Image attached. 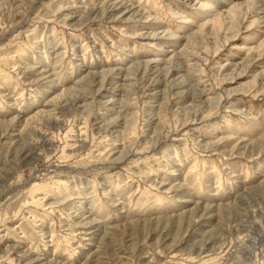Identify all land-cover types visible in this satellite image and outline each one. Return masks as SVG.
<instances>
[{"label": "rangeland", "instance_id": "rangeland-1", "mask_svg": "<svg viewBox=\"0 0 264 264\" xmlns=\"http://www.w3.org/2000/svg\"><path fill=\"white\" fill-rule=\"evenodd\" d=\"M214 1L0 0V264H264V0L211 46L210 72L186 70L182 52L201 34L212 42V14L228 3ZM166 29L176 35L132 38ZM65 89L92 108L57 106L58 126L22 137ZM254 142L262 156L248 160ZM177 184L179 198L165 192ZM211 238L212 253H198Z\"/></svg>", "mask_w": 264, "mask_h": 264}, {"label": "bare ground", "instance_id": "bare-ground-1", "mask_svg": "<svg viewBox=\"0 0 264 264\" xmlns=\"http://www.w3.org/2000/svg\"><path fill=\"white\" fill-rule=\"evenodd\" d=\"M211 3H213V2H210V4ZM224 3H226V2L224 1ZM224 3L222 5V7H219L220 10H217L216 12H213V14H212V16H213L212 17L213 18L212 19V23L211 22L209 23V24L213 25V31H210V37H214L212 39V42L208 43V39L205 38L201 34L200 39L201 40H204L203 42H206V43L205 44L204 43L199 44L200 49H196V50H188V49L185 50L184 49V51L182 52V55L185 56V59H191L194 62V65L193 66L188 65L186 70H189L191 68L198 69L195 72H198L199 71L201 74H206V71L207 72H210V71H208L209 70V67L214 64L213 61H214V58H215V57L212 58V56H211L212 55V51H218L220 49L218 47H215L212 50L211 49V46L215 45L221 37L223 38V41L224 42L225 41H228V38L231 37L232 34H237L238 32H240L239 31V27L242 25V23H244L245 21H247V19L249 18V16L251 14H254V12L258 11V9H256V7L254 6L253 2H250V0H238V1L237 0H228V3L227 4L224 5ZM210 4H208V3L207 4H203V3H201L200 8H202V10H204L206 12H209L211 9H213V8H211L213 6H211ZM213 4L214 5H218L219 2H216V0H215ZM220 4H222V3L220 2ZM111 7L112 6H109L108 9L102 13V17L105 16V14L107 13V11ZM61 10H62V8H61ZM92 10H88V11L86 10V11H84L85 15L82 16V18L79 20L80 22L77 25H81L83 22L88 21L90 16L93 17V15H96L98 13V11H99V10H96L95 9V12H93L94 10L93 11ZM252 10H254V12ZM139 11H141V10H137V11L134 10V13H132L131 15H129L124 20H131L133 15L141 14L142 12L140 13ZM260 11H261V14L264 16V10L262 9ZM175 15H177V14H175ZM209 17H210V15H209ZM112 18L115 19L114 17H112ZM183 18L186 20L185 21V24H188V25L192 24V21L190 19H188L186 17H183ZM70 19H71V17H66V19H64V21L63 20H61V21H62L63 26L65 25V27L70 28V30H71L72 29V25L68 21ZM226 21H230L231 24L230 25H226ZM255 22H257V19H254L253 23L250 24L248 27L253 26L255 24ZM215 23H217L218 25H215ZM237 27H238V30L236 29ZM73 28L75 29L76 27H73ZM162 34L163 35L168 34V36L170 35V36H173V37L176 35L172 31H170L169 29H166V30H163L162 33H159V34L156 31H152L149 34L148 33H146V34H144V33H134V35L132 36V38H134V39H136V38H145V39H149L150 41H152V40H154L155 38L159 37ZM139 62L140 61H138V62L136 61V63H138V64H136V65L133 64V68L138 69V67L140 66V63ZM202 66H204L205 69H201ZM145 67L148 68V64H146ZM109 72H107V73H109ZM102 77L104 78L105 77V74H103ZM143 77H144V75L142 76V78ZM87 79H90V78H87ZM87 79H83V81H87L88 82ZM193 81H195V80H192L191 81V84H190L191 85L190 86L191 91H193V93H198L199 92L200 95H203L205 93V91H201L198 88H196V86L193 85ZM104 82H105V79H103V83ZM103 85L104 84H101V87H103ZM130 87L132 89H134L135 88V84H133V83L130 84ZM65 90H66L65 92L62 91L63 93L55 94L54 96H52V98L50 100H47V106H48L47 109L39 110L36 114L30 115L28 117V119L25 120V122L23 124V129L21 130L22 137H23L24 134H26V135H28V134H31V135L32 134H37L38 132H36V130L39 131V129H37L39 127H37V126H41L40 122H42V121H46V122H49V123L50 122L51 123L54 122V124L57 125L58 124V123H56L57 120L53 121V115H54V112L57 109L56 108L57 106L60 107V110H63V111H66V109H68L69 107H74L76 109V111L79 112V113H81V112H83L85 110H88L89 108L90 109L92 108V104H93V102L95 100H92L93 102H91V103H86L85 102V99H86L85 96L76 95V93L73 92L71 89H68V90L65 89ZM261 93H264V90ZM253 94H254V96H256V95L259 94V92H257V90H256V91L253 92ZM201 109L202 108L200 106H198V109L195 110V118H197V114L200 112ZM69 113L72 114L71 112H69ZM69 113H68V115H69ZM91 113H92V111H91ZM75 116H78V114L76 113ZM204 119L207 120V117L205 116ZM78 120L80 122V119H78ZM81 120H83V119H81ZM130 124H131V126H134L132 124V122H128V124L126 126H128V128H129V125ZM51 126H53V125H51ZM35 127H37L36 130L34 129ZM28 128H29V130H28ZM135 129H138V128L135 127ZM58 130H60V129H58ZM126 130H127V128H126ZM127 132H128V130H127ZM41 137H42V135H41ZM47 137H49V136H47ZM126 137H123V138H126ZM50 146L52 147V145H50ZM256 146H257L256 142L251 143L250 149H252V151L250 153H249V150L246 152V153H249V155L247 157L244 156L246 159L253 160L256 157V159L258 160V158L262 156L261 152H262L263 148H259L261 150L258 152L257 155H255V150L257 149ZM209 148L210 147L205 146V147H203V150L204 149L205 150H208ZM234 154H236V153H233V152H229V154L228 153H220V156L221 157H227V156L230 157V156H233ZM244 154L245 153L242 154V157H243ZM182 186H184V185H182ZM182 186L179 185V184L174 185V187L170 188L169 190H165V192L171 191L172 195L177 196V198H179V195L184 193L183 191H180V189L183 188ZM260 189H262L261 191H264V185H262L260 187ZM244 196H245V194L239 196L237 199H235L234 201L230 202V203H232V204H230V206L223 207V208H218L216 210V212H223L224 210H230V208L236 207V205H239V203L243 200ZM30 200H32V202H33V199L32 198H30ZM205 207L201 211L202 212L201 216L207 210V208H205ZM193 208H194L192 210L193 213L190 215V219H189L190 225L191 224H194V220L198 218V215L195 216V214L197 213L196 211L198 210V213L197 214L200 213L199 212L200 206L194 205ZM261 214L263 215L264 212L263 213H260V215ZM201 216L199 218H201ZM177 218H181V216H178ZM261 218H264V215L261 216ZM84 221H85V219L83 220V222ZM83 222L77 223V224L79 226H81L82 228H84L85 225H89V222L90 221L89 222H86V223L84 222V224H82ZM181 222H182V219H179L178 224L181 225ZM83 231H84L83 233L87 237H89V236L92 235V233H90L89 231H86V230H83ZM220 235L222 236V234H220ZM88 239H90V238H87L84 241H87ZM209 240H212V241H210L208 244H205V242H204V244H202L203 246L198 249V251H200L198 253H200L201 255L203 253H205V254L206 253H212V251L214 249V246L217 245L219 242H218L217 239L215 241H213L214 239H212V238L209 239ZM221 241L222 242H220V243H224L225 242L223 240H221ZM194 247H195V245H194ZM194 247H192V248H194ZM206 249H207V251H205ZM49 264H52V263H49ZM85 264H87V262Z\"/></svg>", "mask_w": 264, "mask_h": 264}]
</instances>
